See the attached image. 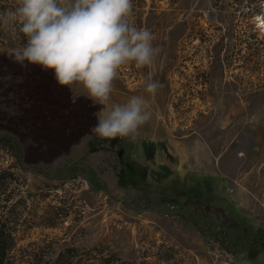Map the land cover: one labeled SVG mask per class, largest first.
Returning <instances> with one entry per match:
<instances>
[{"label": "rangeland", "instance_id": "obj_1", "mask_svg": "<svg viewBox=\"0 0 264 264\" xmlns=\"http://www.w3.org/2000/svg\"><path fill=\"white\" fill-rule=\"evenodd\" d=\"M133 6L163 49L155 97L146 68L114 81L110 104L148 100L135 141L98 138L105 107L54 70L15 62L4 51L24 41L0 30V136L20 148L0 144V170L16 177L6 191L16 246L48 258L75 246L138 264H264V0Z\"/></svg>", "mask_w": 264, "mask_h": 264}, {"label": "clouds", "instance_id": "obj_2", "mask_svg": "<svg viewBox=\"0 0 264 264\" xmlns=\"http://www.w3.org/2000/svg\"><path fill=\"white\" fill-rule=\"evenodd\" d=\"M133 7V0H14L0 10V30L24 42L4 52L21 65L54 70L59 85L81 88L104 106L91 129L98 138L135 141L152 118L148 100L132 95L110 104L114 81L125 67L146 68L144 91L155 97L163 88L154 79L163 49L148 28L136 26Z\"/></svg>", "mask_w": 264, "mask_h": 264}, {"label": "trees", "instance_id": "obj_3", "mask_svg": "<svg viewBox=\"0 0 264 264\" xmlns=\"http://www.w3.org/2000/svg\"><path fill=\"white\" fill-rule=\"evenodd\" d=\"M0 144L18 152L20 150L8 136H0ZM13 180H16L13 172L9 169L0 170V264H138L135 260L123 259L114 252L105 253L98 247L66 246L51 258L47 257V250L44 249L27 253L17 247L16 224L19 213L12 205L7 204L12 194L10 191L6 192ZM23 200L20 196L15 204ZM25 255L28 259L24 258Z\"/></svg>", "mask_w": 264, "mask_h": 264}]
</instances>
